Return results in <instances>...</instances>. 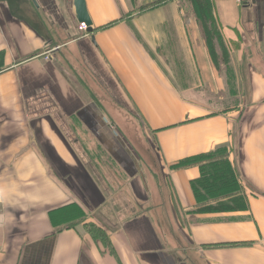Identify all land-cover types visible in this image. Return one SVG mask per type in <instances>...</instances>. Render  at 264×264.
I'll return each mask as SVG.
<instances>
[{"label": "crops", "instance_id": "crops-1", "mask_svg": "<svg viewBox=\"0 0 264 264\" xmlns=\"http://www.w3.org/2000/svg\"><path fill=\"white\" fill-rule=\"evenodd\" d=\"M211 1L220 69L189 0H0V264H264V0ZM226 144L248 209L194 213L172 167Z\"/></svg>", "mask_w": 264, "mask_h": 264}, {"label": "trees", "instance_id": "trees-1", "mask_svg": "<svg viewBox=\"0 0 264 264\" xmlns=\"http://www.w3.org/2000/svg\"><path fill=\"white\" fill-rule=\"evenodd\" d=\"M131 1L134 2L135 0ZM189 1L195 17L200 24L210 56L217 69H220V58L223 63L229 66L230 57L227 49H223L221 57L215 51V40L219 34L214 30L215 18L212 12V1ZM229 72L231 73V71ZM234 81L235 76L230 75L228 79L229 84ZM231 95L236 97L238 93L232 91ZM233 149V144L221 145L210 153H202L186 158L172 167L173 169H185L191 166H198L200 168V177L191 182V187L197 201V208L194 213L216 214L248 209L246 188L234 163L230 160ZM87 228L97 242L101 243L109 253L115 254L114 248L109 242V237L104 231L95 225H89Z\"/></svg>", "mask_w": 264, "mask_h": 264}, {"label": "rangeland", "instance_id": "rangeland-1", "mask_svg": "<svg viewBox=\"0 0 264 264\" xmlns=\"http://www.w3.org/2000/svg\"><path fill=\"white\" fill-rule=\"evenodd\" d=\"M202 35H203V33H202ZM236 47H239V46H236ZM233 48H235L234 45H233ZM235 49H237V48H235ZM239 51H236V52H239ZM184 58H185V55H184ZM183 64L186 65L185 61H183ZM223 70L225 72L226 68L223 69ZM169 71H170V75H171L172 74V70L169 69ZM189 73H190V71L187 68V70L185 71V77L187 79H188V74ZM202 81H203V85L202 86H204V78L203 77H202ZM206 85L207 84H205V86L201 88L200 93H198L197 96L202 97V100L213 102V104H212V105H214L213 107H226V106L232 105L234 102H237V101L241 100L242 97H244V95L242 97H240L241 94H238V96H236V97L232 96L231 93L228 91L229 88H228L226 93H221V94H216L215 93L214 94V93L209 92V89L206 87ZM220 97L223 98L222 101H221ZM245 97H247V96H245ZM130 119H131V122L126 124L127 125L126 128H125V126H120L121 129L123 130V131L122 130L121 131L124 133L126 131L127 127H130L131 130H132V132H131L132 139L135 140V145L138 147V149L141 152H144L146 154L148 153V150H149V153H148L149 154L148 155L149 159H148V161L151 164H155L154 161H156L157 158L152 156L151 148L149 149L148 144H145V133H144V130H142V128H143L142 124L138 120L134 119L133 117H130ZM122 205L123 206L126 205V208H127L130 204H129V202L126 199H122ZM92 225L96 226L98 224L95 223V224H92Z\"/></svg>", "mask_w": 264, "mask_h": 264}, {"label": "water", "instance_id": "water-1", "mask_svg": "<svg viewBox=\"0 0 264 264\" xmlns=\"http://www.w3.org/2000/svg\"><path fill=\"white\" fill-rule=\"evenodd\" d=\"M77 19L80 23H86L89 26L88 31L92 32V20L88 11L86 0H75Z\"/></svg>", "mask_w": 264, "mask_h": 264}, {"label": "built area", "instance_id": "built-area-1", "mask_svg": "<svg viewBox=\"0 0 264 264\" xmlns=\"http://www.w3.org/2000/svg\"><path fill=\"white\" fill-rule=\"evenodd\" d=\"M79 28L82 32H88L89 26L86 23H80ZM260 244L264 247V236L260 239Z\"/></svg>", "mask_w": 264, "mask_h": 264}]
</instances>
